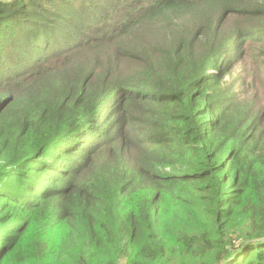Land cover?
Here are the masks:
<instances>
[{
    "label": "trees",
    "instance_id": "trees-1",
    "mask_svg": "<svg viewBox=\"0 0 264 264\" xmlns=\"http://www.w3.org/2000/svg\"><path fill=\"white\" fill-rule=\"evenodd\" d=\"M264 264V0H0V264Z\"/></svg>",
    "mask_w": 264,
    "mask_h": 264
},
{
    "label": "rangeland",
    "instance_id": "rangeland-1",
    "mask_svg": "<svg viewBox=\"0 0 264 264\" xmlns=\"http://www.w3.org/2000/svg\"><path fill=\"white\" fill-rule=\"evenodd\" d=\"M120 264H123V262H121Z\"/></svg>",
    "mask_w": 264,
    "mask_h": 264
}]
</instances>
